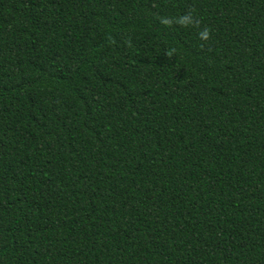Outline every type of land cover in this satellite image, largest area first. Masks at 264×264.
<instances>
[{
	"label": "trees",
	"instance_id": "16d2710c",
	"mask_svg": "<svg viewBox=\"0 0 264 264\" xmlns=\"http://www.w3.org/2000/svg\"><path fill=\"white\" fill-rule=\"evenodd\" d=\"M0 264H264V0H0Z\"/></svg>",
	"mask_w": 264,
	"mask_h": 264
}]
</instances>
